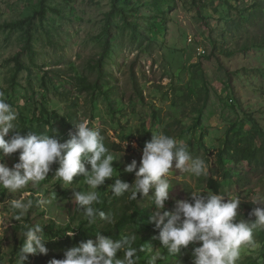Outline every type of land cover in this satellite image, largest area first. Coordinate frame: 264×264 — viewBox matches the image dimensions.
<instances>
[{
  "label": "rangeland",
  "instance_id": "obj_1",
  "mask_svg": "<svg viewBox=\"0 0 264 264\" xmlns=\"http://www.w3.org/2000/svg\"><path fill=\"white\" fill-rule=\"evenodd\" d=\"M128 1L119 6L132 21L133 9L139 7L134 21L138 33L120 15L112 16V44L99 72L92 67L103 52L111 0H0V93L17 112L21 135L37 132L42 116L50 119L56 112L63 117L74 101L78 124L88 121L100 132L110 154L116 159L123 155L112 165L123 182L133 183L134 172L123 169L133 160L139 168L145 142L157 133L174 138L192 150L193 157L205 160L207 173L199 178L173 170L163 210L173 211L189 192L210 190L205 180L212 176L221 180V194L238 196L240 210L246 212L245 204H255L257 196H264V142L258 139L253 145L259 152L253 161L225 154L224 167L231 179L224 180L223 172L213 174L220 168L216 154L228 143L246 137L255 122L264 131V17L256 21L251 16L264 15V0ZM75 78H87L102 90L80 92ZM58 130L56 126L55 133ZM73 134L75 130H70L58 141L63 143ZM18 156L19 152L0 162L11 167ZM56 167L52 166L53 172ZM53 172L17 193L0 188L1 264H16L24 232L35 224L51 230L44 232L48 251L42 257L30 255L25 264H50L80 243L95 241L98 232L85 239L77 231L78 218H85L72 192L91 191L85 178L74 177L73 184L65 186ZM111 183L106 180L98 188L99 197L110 193ZM125 195L131 201L130 193ZM10 198L32 202L19 221ZM137 203L146 218L142 231L154 238L158 230L148 223L154 204L141 197ZM96 222L100 229L108 225ZM54 225L63 231L59 236ZM67 226L73 228L72 237L65 235ZM151 244L152 254L163 250ZM195 246L157 264L191 262ZM257 249V245L246 248L239 261L256 257Z\"/></svg>",
  "mask_w": 264,
  "mask_h": 264
},
{
  "label": "clouds",
  "instance_id": "obj_2",
  "mask_svg": "<svg viewBox=\"0 0 264 264\" xmlns=\"http://www.w3.org/2000/svg\"><path fill=\"white\" fill-rule=\"evenodd\" d=\"M2 97L0 93V160L19 152L18 162L11 167L0 162V188L10 194L20 192L30 183L45 181L55 164L53 176L65 186L72 185L74 177L85 178L91 191H74L72 198L89 224L97 219L113 224V214L94 207L100 199L98 188L111 180L108 189L115 197L130 193L131 200H137L139 195L152 201L154 208L148 223L158 230L154 239L159 241V249H166L174 257L182 249L197 245L191 251V264H237L241 253L253 245L254 231L264 227V196L255 198L257 206L249 212L248 219L239 218L241 200L238 196L229 197L210 190L189 192V198L177 201L173 211L163 210L169 200V177L173 170L197 178L207 173L204 159L193 157L186 145L178 144L168 135L157 133L145 142L138 169L135 160L124 167V173L134 172V181L129 184L118 178L119 173L112 166L123 155L116 159L110 154L100 132L89 127L88 121L75 125V134L63 143L50 135L51 127L40 133L30 131L21 135L18 114ZM8 203L17 210L15 220L19 221L32 202L10 198ZM65 235L72 237L74 233L70 231ZM95 236V241L80 243L66 251L63 259H53L50 264H137L140 252L148 254V264H157L164 258L158 252L152 254L154 251L147 245L133 246L138 237L136 233L116 240L100 232ZM48 241L41 225L28 227L16 253V264H25L30 255H46Z\"/></svg>",
  "mask_w": 264,
  "mask_h": 264
},
{
  "label": "trees",
  "instance_id": "obj_3",
  "mask_svg": "<svg viewBox=\"0 0 264 264\" xmlns=\"http://www.w3.org/2000/svg\"><path fill=\"white\" fill-rule=\"evenodd\" d=\"M122 1L129 3L128 0H111L112 9L108 13V16L106 18V24H105L104 31H103L104 39H105L103 52L100 58L98 59L97 63L92 67V70H98L99 72H101L103 69L104 63L106 61L107 53L109 52L110 46H111L110 44H112V41H111L112 40V16L120 15L123 21L125 22L126 26L129 27L133 33H136V34L138 33L137 23H135L134 21H135L136 15H138L140 12L139 7L133 9L135 14L132 15V17L134 18V20L132 21L128 19L127 15L129 14L127 13L123 5L119 6V4ZM155 2H158V0H156ZM201 12L202 11H200V16L202 15ZM259 15L261 16L256 17V15L254 14H252L251 16H253L256 21H259L262 17H264L263 14H259ZM249 21L252 24L254 20L253 21L249 20ZM260 48H262V46ZM74 80H75V85L79 89L80 92H83V93L86 92L87 94H91L93 92H97V91L100 92L102 90V88L99 85L91 83L87 78H81V79L75 78ZM134 80L136 83L137 82L136 78ZM75 110H77V105H76V102L73 101L71 105L67 108L66 115L62 117L58 115L56 112H54L50 115V119H46V120L43 119L44 116H42L41 119H38L42 121V125L40 126V128L36 130L34 127H32L31 129L36 130L38 133H40V132L45 131L47 129L46 124H49V128L51 127L52 129V132L50 133V135L57 140L59 138L61 139V137L65 135L68 131L75 130L74 126L78 124V116ZM56 126H57V129L59 128L57 133H55ZM258 139L264 142V131L261 129L259 124L255 122L253 123V129L250 131V133L246 137L240 139L234 145H230L231 142L228 143V145L226 146L224 150L216 154V159L220 163V168L213 174V176L215 174L218 175L223 172L224 180H229L232 178L230 177V173L224 167V160H225V157H227L225 154L227 153L230 154V157L232 158L237 156L238 160H249V161L255 160L259 152L253 149V145L256 143ZM242 143H247V145L242 146ZM118 147L121 148V145H114V148H118ZM190 152L192 154V150ZM114 180L115 178L113 179V181ZM205 184H207V188L212 190L213 193H219V194L222 193L223 186H222V182L220 179H215L214 177L209 176L206 178ZM139 197L140 196L138 195L137 200L139 199ZM126 198H127L126 195L121 196V198L115 197L114 195L111 194V192L107 195L100 196L99 202L96 203L97 208H99L100 210L104 212L113 214L115 217L116 223L114 225L108 224L106 227L100 229L97 225V222L93 224H89V222L86 219L78 218L77 220L78 234L85 237L86 239L87 235L90 234L91 232H100L103 235L107 237H111L113 240H116V239L121 238L122 236L131 234V233H136L138 237H137V241L135 242L133 246L146 247L147 245L149 247H152L151 243H153V245H160L157 239L152 238L151 235H146L145 233H143L142 230L144 227H146V223H145L146 218L144 217L143 212H140L139 204L137 203V200L127 201ZM256 206L257 205L253 203L245 204L243 209L246 210V212H243L241 209L239 218L248 219L249 212L252 210L253 207H256ZM74 222H76V220ZM53 229L57 231V228L55 227V225ZM66 230L70 232L71 230L73 231V228H69V226H67ZM125 230L129 232L126 234L124 233ZM50 231L48 228L44 230V232L46 233ZM61 233H63L62 230L57 231L56 236H59ZM253 241L254 243L252 246H256V245L258 246V249L256 250V257H249L245 259L244 261L241 260L239 261L238 264H264V227H258L254 231ZM181 252L187 253L188 249H182ZM159 254L164 257V260L166 258L172 257L167 253L166 249H163L162 251H160ZM39 255L40 257H42L41 254ZM120 255L122 256V253ZM138 256H139V259H138L137 264H148V254L144 252H140L138 253ZM162 260L157 261V263L162 262ZM1 263L2 261H0V264ZM162 264H168V262H165ZM185 264H191V262L188 261Z\"/></svg>",
  "mask_w": 264,
  "mask_h": 264
}]
</instances>
